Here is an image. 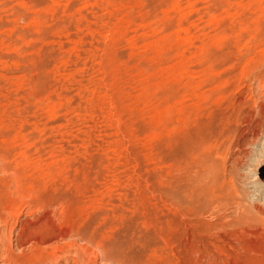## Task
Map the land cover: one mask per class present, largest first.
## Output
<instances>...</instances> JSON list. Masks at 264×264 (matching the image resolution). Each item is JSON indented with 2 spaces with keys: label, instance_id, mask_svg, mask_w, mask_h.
<instances>
[{
  "label": "rangeland",
  "instance_id": "1",
  "mask_svg": "<svg viewBox=\"0 0 264 264\" xmlns=\"http://www.w3.org/2000/svg\"><path fill=\"white\" fill-rule=\"evenodd\" d=\"M236 159L264 179V0H0V264L174 262Z\"/></svg>",
  "mask_w": 264,
  "mask_h": 264
},
{
  "label": "bare ground",
  "instance_id": "2",
  "mask_svg": "<svg viewBox=\"0 0 264 264\" xmlns=\"http://www.w3.org/2000/svg\"><path fill=\"white\" fill-rule=\"evenodd\" d=\"M238 146L239 145L237 144L236 147ZM202 163H205L204 160ZM208 163L211 165L210 161ZM237 164L238 160L236 159L230 164L231 166L228 169H221L223 170V172L221 171L222 173H219L214 167H208L206 172L201 171L202 173L196 177L193 184L195 186H192V183L184 182L187 184L184 186L183 192H187L188 194L187 201L184 200L186 201L184 206H186V208L188 207V209L190 208L191 211L196 212L200 210V207L201 209L207 207V210H209L216 219L210 224L209 222L206 223L199 220L189 226L187 225L188 228L185 229L186 233L184 241L179 243L172 241L168 230L167 232H163L161 234L162 248L165 250L168 249V251L170 250L169 252H171L172 257L175 258L174 262H170L171 258L168 259V261L165 260V264H220L223 263L224 260L219 255L229 256V249H234L233 251H235V249H244V243L241 244L239 242L237 245H233L232 243V240H234V242L236 240L239 241L238 238L239 236L241 237V233H247V231L251 233V230L259 231V233L264 231V179L253 170V172L250 173L252 177L250 176L251 178L245 183L242 179V175L238 172ZM256 179H259L260 184L257 183ZM175 191L176 190L171 193V196L174 195V198L176 194ZM204 195H207V197L209 196L210 200L207 201L208 199L206 198V200ZM191 198H196L195 202L197 203L192 202ZM170 228L172 227L170 226ZM174 229L175 228L172 230ZM202 233L206 234V237H203L204 235L202 236ZM194 240L197 241L194 242ZM240 240L242 241V239ZM36 243L38 244L40 241ZM35 247L36 246H34V248ZM192 254H195L196 256ZM216 255L218 257H216ZM251 258L252 257H250V259ZM5 261L6 264H11L12 262L13 264H19L18 260L9 256H6ZM46 263L47 260L41 264ZM130 263L131 261L129 264ZM133 264L138 263L135 262Z\"/></svg>",
  "mask_w": 264,
  "mask_h": 264
}]
</instances>
